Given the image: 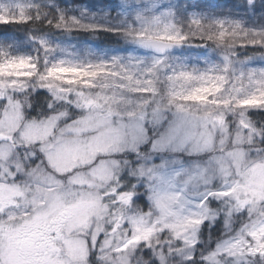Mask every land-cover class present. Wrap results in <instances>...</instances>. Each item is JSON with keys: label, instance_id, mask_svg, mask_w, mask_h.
I'll use <instances>...</instances> for the list:
<instances>
[{"label": "snow or ice", "instance_id": "1", "mask_svg": "<svg viewBox=\"0 0 264 264\" xmlns=\"http://www.w3.org/2000/svg\"><path fill=\"white\" fill-rule=\"evenodd\" d=\"M0 26V264H264V0H0Z\"/></svg>", "mask_w": 264, "mask_h": 264}, {"label": "trees", "instance_id": "2", "mask_svg": "<svg viewBox=\"0 0 264 264\" xmlns=\"http://www.w3.org/2000/svg\"><path fill=\"white\" fill-rule=\"evenodd\" d=\"M76 2H78V3H80V2L87 3V2H89V0H76ZM5 31L16 32L15 29L9 30L5 26H0V39L3 38V33ZM16 35L19 36V37H22L23 36V33L22 32H17ZM92 43L94 44V46H97V47H108V46L112 45L114 43V41H112L109 38V39H105V40L95 41V42H92ZM252 116H253V119H257L258 118V116H257L256 113H252Z\"/></svg>", "mask_w": 264, "mask_h": 264}]
</instances>
